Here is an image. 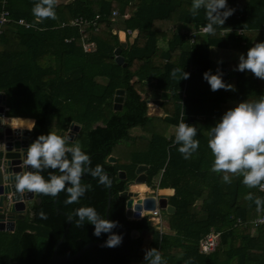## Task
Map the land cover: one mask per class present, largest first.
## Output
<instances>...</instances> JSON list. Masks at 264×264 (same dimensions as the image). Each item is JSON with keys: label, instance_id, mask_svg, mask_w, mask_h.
<instances>
[{"label": "trees", "instance_id": "16d2710c", "mask_svg": "<svg viewBox=\"0 0 264 264\" xmlns=\"http://www.w3.org/2000/svg\"><path fill=\"white\" fill-rule=\"evenodd\" d=\"M38 2L6 0L4 5L12 20L23 18L32 24L24 28L11 21L0 34V92L6 96V115L37 122L30 144L41 134H60L71 122L78 123L77 136L66 139L67 145L80 144L91 157V167L102 165L112 183L105 187L85 175L81 182L90 184L91 190L73 204H65L66 191L55 197L35 193L40 202L16 215L13 231H0V264H46L67 223L59 211L70 216L81 206H92L105 217L108 191V217L124 229L122 243L115 248L92 246L63 264H147L148 248H156L166 264H264V224L253 230L248 223L235 224L237 218L249 222L259 210L247 194L264 200L262 194L245 186L240 175L225 183L223 173L211 170L214 157L208 147L210 128L226 110L264 96V79L251 72L230 73L225 62L213 72L210 58V47L247 53L254 43L264 41V0H227L233 14L223 26H214V34L198 33L193 42L188 32L208 21L203 8L197 16L191 14L192 0L56 1V19L42 22L32 12ZM96 15L83 31L61 26L76 16L92 20ZM120 30L128 36L137 30L133 42L121 48V64L114 57ZM82 42L91 43L92 49L85 51ZM175 68L190 77L173 78ZM218 69L235 91L211 90L203 73ZM117 89L124 91L121 110L113 109ZM153 90L170 93L161 105L167 118L148 113L147 99ZM182 119L197 128L194 139L200 142L188 159L173 143L175 134L168 135ZM134 127L141 133H131ZM109 155L116 157L114 163L107 161ZM138 165L147 166L145 183L151 189L174 191L168 198L174 212L160 209L161 230L149 214L138 219L125 214L127 197L121 192L135 179ZM121 170L124 178L118 176ZM43 175L47 179V171ZM76 219L70 221L58 254H74L86 243L106 241L108 234L96 237L93 225L78 228ZM215 228L219 229L216 248L201 253L200 239ZM113 231L120 235L116 228ZM133 231L138 236L133 237Z\"/></svg>", "mask_w": 264, "mask_h": 264}, {"label": "clouds", "instance_id": "9594fccd", "mask_svg": "<svg viewBox=\"0 0 264 264\" xmlns=\"http://www.w3.org/2000/svg\"><path fill=\"white\" fill-rule=\"evenodd\" d=\"M56 0H39L33 8V15L42 22L45 19H56ZM204 9L208 23L202 31L214 34V26H223L234 9L227 0H192L191 14L195 17L200 9ZM237 71H250L255 77L264 79V41L254 43L247 50L246 56H239ZM179 74V75H178ZM171 75L178 80L188 79L190 74L181 68L172 70ZM222 73L206 71L203 79L210 85L212 91L220 89L235 91L231 84L222 80ZM34 127V124L32 125ZM31 129V128H29ZM197 128L185 123L182 119L176 130L173 143L180 154L188 159L199 148ZM208 147L214 161L212 171L223 173V181L231 183V176L240 175L242 183L248 188L262 187L264 189V96L254 101H241L235 107L225 111L219 121L210 128ZM70 154V158H69ZM91 157L82 151L80 144L68 146L66 138L54 132L39 135L26 149L24 169L11 174L14 187L18 193H39L55 197L60 192L68 194L65 204L79 203L80 199L91 190L90 184L82 183L85 175L97 179L98 184L111 187V179L102 165L91 167ZM30 166L31 170H28ZM51 169L52 171H48ZM47 171V179L44 172ZM247 200L254 201L257 208L264 206V200L249 192ZM42 219L46 215L41 212ZM75 220L76 227L85 223L94 226L93 235L100 237L108 234L105 247L115 248L122 243V236L115 233L117 222L102 217L92 206L77 208L69 220ZM147 264H166L161 253L156 248H148L144 253Z\"/></svg>", "mask_w": 264, "mask_h": 264}, {"label": "water", "instance_id": "95a60500", "mask_svg": "<svg viewBox=\"0 0 264 264\" xmlns=\"http://www.w3.org/2000/svg\"><path fill=\"white\" fill-rule=\"evenodd\" d=\"M137 31V30H136ZM120 46L114 50L115 61L119 64L123 62V58L120 56L121 48H125L133 42V37H129L125 40V32L122 30L117 32ZM124 64V63H123ZM157 90H153L150 94V98L147 99V103L151 102L156 105H160L162 101L154 96ZM159 91V90H158ZM165 92V91H164ZM158 93V92H157ZM169 92H166L168 95ZM123 89H117L113 98V109L121 110L123 101ZM170 94V93H169ZM170 97V95H169ZM6 96L0 92V231H13L15 228V219L17 214L25 213L29 205L32 202L39 203L40 198L35 197V193L26 192L18 193L15 190L14 182L11 180V174L15 172L22 171L24 169V160L26 155V149L30 145L29 135L32 129L37 125L34 120V127L30 129L20 128V120H30L32 118L24 117H10L8 121L4 119V106L6 104ZM169 99V98H168ZM80 129V125L76 122H71L67 131H61L59 135L64 136L68 140H74ZM109 163H114L116 157L109 155L107 157ZM146 165H138L136 168V177L134 180L128 181V188L121 192L122 196L127 197L125 202V214L128 218L133 219L140 218L145 212L151 211L157 207L164 209L166 213H173L174 207L167 203L166 196H152V195H142L139 191L134 190V186L139 183H144L146 181L145 170ZM28 170H31L28 166ZM118 176L121 178L125 177L124 171H119ZM111 195L108 191L107 205L105 209V218L108 217V210L110 205ZM55 203V200H54ZM67 219L64 231L58 241L55 243L52 254L46 264H63L72 261L78 257L83 256L84 252L92 246H103L105 241H93L83 245L74 254H58L57 248L59 243L64 238L67 233L68 226L71 220H69V215L63 211H59ZM117 230H119L122 239L124 237V229L117 225ZM219 231L218 228H215ZM132 236H138L137 231L132 232Z\"/></svg>", "mask_w": 264, "mask_h": 264}, {"label": "built area", "instance_id": "2783aa9c", "mask_svg": "<svg viewBox=\"0 0 264 264\" xmlns=\"http://www.w3.org/2000/svg\"><path fill=\"white\" fill-rule=\"evenodd\" d=\"M5 4H6V0H2L3 8L0 11V34L2 32L3 26L5 24L11 22V21H14L16 24L23 26L24 28L32 27V24H30L29 22H27L23 18H18L16 20H12V18L10 17L9 11L4 8ZM115 13L116 12L114 11L112 14H115ZM96 18H98V15H96L95 18L92 20H88L82 16H76L73 19H71L69 22H63L61 24V26H66V25L67 26H75V27H78L80 29V31H83V27L89 23H94ZM203 27L204 26H198L196 29H193V30L188 32L190 42L194 41L196 34L204 33L202 31ZM237 32L240 33L241 30L237 29ZM65 41L67 42L68 39H65ZM82 47L85 51H89L92 49V44L82 42ZM7 110H8V108L4 106V114L6 113ZM179 122H178V124H179ZM178 124L175 126V130H176ZM262 185H264V182H262ZM257 189L261 192L262 197L264 199V189H262V187H257ZM144 214H149L151 216V218L154 219L155 223L157 224V228L160 230L162 229L161 228L162 218H161V214H160V208L157 207L151 211L145 212ZM130 218H132V217H130ZM247 223L251 226L252 230L259 227L260 225H263L264 224V206L259 209L258 214L249 222H242L239 218H237V220L235 222L236 225L237 224H244L245 225ZM218 235H219V232L216 231L215 229H212L202 239H200V241H199L200 252L203 254H208V253L212 252L217 246Z\"/></svg>", "mask_w": 264, "mask_h": 264}, {"label": "crops", "instance_id": "0c3cea01", "mask_svg": "<svg viewBox=\"0 0 264 264\" xmlns=\"http://www.w3.org/2000/svg\"><path fill=\"white\" fill-rule=\"evenodd\" d=\"M58 3H67V2H69L70 0H56ZM123 32H125V31H123ZM129 34V36L127 35V32H125V40L127 41L128 40V38L129 37H133V34H135L134 35V37H133V39L135 38V36L137 35V31L136 30H134L133 32H130V33H128ZM160 44V46H162V47H165V42H160L159 43ZM216 49L217 47H210V58H211V51H212V49ZM217 49H222V48H217ZM223 50H225V52L224 53H226L227 51H228V53H227V55H223L221 52H219V51H217V50H215V52H214V54L213 55H215V57H216V60H218V58H220V56H225V58L224 59H221V60H219V61H217V63H216V65L217 64H219V63H223V62H225L227 65H228V67H229V71H230V73H233L234 71H235V69H236V66L238 65V63H239V56L241 55V54H244L245 56H246V53H244V52H242V51H240V50H234V49H223ZM212 60V65H213V63H214V61H213V59H211ZM216 65H213L212 67V71L214 72V69H215V66ZM245 72L246 73H250V71H248V70H245ZM158 92V93H157ZM4 94V93H3ZM163 94H166V92H164V91H156V93H154V96H156L158 99H160L161 101H162V103L164 102V101H166V100H168V98H169V93H168V95L166 96V97H164L163 96ZM143 96V95H142ZM5 100H6V98H5ZM162 103L160 104V105H156V104H153V103H151V102H149V103H147L148 104V113L149 114H152V115H158V116H163L164 118H167V114H165L164 112H163V110H162V108H161V105H162ZM238 103H235V105H237ZM5 107H6V104H5ZM10 117H8L7 115H6V113H5V115H4V119H5V121L7 120L8 121V119H9ZM32 120V124H31V126L30 127H27V126H22V125H20V128H24V129H29V128H32V125H33V122H34V119H31ZM31 130V129H30ZM174 130H175V127H174ZM171 134H173V130H172V132H171V130H169V132H168V135H171ZM144 186L145 187V191H143V192H140L142 195H152V196H156V197H160V196H166L167 197V203H168V198H169V196H171L172 194H173V189H171V188H157V189H151L149 186H147V184L144 182V183H139V184H136V186ZM135 190V189H134ZM138 191V190H137ZM159 208V207H158ZM259 211V210H258ZM257 214H258V212H257ZM256 214V215H257ZM164 229L165 230H167V227L166 226H164Z\"/></svg>", "mask_w": 264, "mask_h": 264}, {"label": "rangeland", "instance_id": "374dc122", "mask_svg": "<svg viewBox=\"0 0 264 264\" xmlns=\"http://www.w3.org/2000/svg\"><path fill=\"white\" fill-rule=\"evenodd\" d=\"M180 28L182 29V30H184L185 29V26H180ZM215 50H217V51H219V52H221L223 55H227V53H228V51L226 52V53H224L225 52V50H223V49H212V51H211V59H213V61H214V63H213V65H216V63H217V61H219V60H221V59H224L225 58V56H220V58H218V60H216V57H215V55H213L214 54V52H215ZM169 130H171V132H172V130H173V134H175V130H174V127H170V129ZM131 133H133V134H135V133H141V130H140V128L139 127H134V128H132L131 129V131H130ZM122 144H120V145H117L116 146V149L117 148H119V147H122L121 146ZM134 189L135 190H138L139 192H143V191H145L146 189H145V187L144 186H134ZM165 217H163V226H166L165 224Z\"/></svg>", "mask_w": 264, "mask_h": 264}, {"label": "bare ground", "instance_id": "6f19581e", "mask_svg": "<svg viewBox=\"0 0 264 264\" xmlns=\"http://www.w3.org/2000/svg\"><path fill=\"white\" fill-rule=\"evenodd\" d=\"M164 97L167 96V94H163ZM32 124V121L30 120H20V125L30 127Z\"/></svg>", "mask_w": 264, "mask_h": 264}]
</instances>
